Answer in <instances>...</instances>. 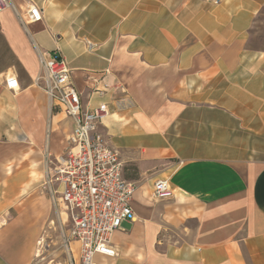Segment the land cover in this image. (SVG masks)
I'll return each mask as SVG.
<instances>
[{"label": "crops", "instance_id": "0c3cea01", "mask_svg": "<svg viewBox=\"0 0 264 264\" xmlns=\"http://www.w3.org/2000/svg\"><path fill=\"white\" fill-rule=\"evenodd\" d=\"M12 2L0 12V264H34L55 210L70 226L44 184L75 124L38 80L44 52L68 62L84 109L109 106L99 131L137 185L103 264H264V0ZM32 4L41 21H28ZM159 179L173 197H155Z\"/></svg>", "mask_w": 264, "mask_h": 264}, {"label": "built area", "instance_id": "2783aa9c", "mask_svg": "<svg viewBox=\"0 0 264 264\" xmlns=\"http://www.w3.org/2000/svg\"><path fill=\"white\" fill-rule=\"evenodd\" d=\"M14 8L12 0H0V12ZM43 19V11L32 4L28 21ZM44 73L38 78L45 83L44 89L51 105L69 115L75 124L64 154L56 161L48 160L51 166L44 187L60 200L69 214L70 226L63 235L64 244L79 243V257L71 264H102L97 256L114 258L117 251L111 245L112 234L123 222L135 218L132 199L137 185L124 177V166L119 152L112 149L99 124L110 113L103 103L95 108L84 109L79 92L72 81L71 68L58 53H41ZM9 88L15 89L16 78L6 80ZM54 184H58L54 188ZM157 198H171L174 190L168 179L155 183ZM55 200V196L53 197ZM71 257V258H72Z\"/></svg>", "mask_w": 264, "mask_h": 264}, {"label": "rangeland", "instance_id": "374dc122", "mask_svg": "<svg viewBox=\"0 0 264 264\" xmlns=\"http://www.w3.org/2000/svg\"><path fill=\"white\" fill-rule=\"evenodd\" d=\"M55 110H59L54 107ZM60 210V209H58ZM68 230V224H65V220L58 218L55 214L45 224L38 244V255L35 258L34 264H71V252L68 247L64 244L63 232ZM72 242L71 250L74 251V255L79 257L78 245ZM101 256H97L102 264L103 261ZM78 264V263H77Z\"/></svg>", "mask_w": 264, "mask_h": 264}, {"label": "bare ground", "instance_id": "6f19581e", "mask_svg": "<svg viewBox=\"0 0 264 264\" xmlns=\"http://www.w3.org/2000/svg\"><path fill=\"white\" fill-rule=\"evenodd\" d=\"M75 243H77L78 244V247H79V243L78 242H76V241H74Z\"/></svg>", "mask_w": 264, "mask_h": 264}]
</instances>
